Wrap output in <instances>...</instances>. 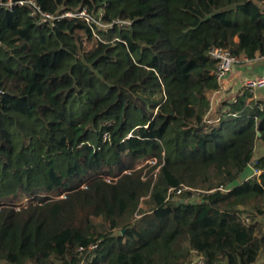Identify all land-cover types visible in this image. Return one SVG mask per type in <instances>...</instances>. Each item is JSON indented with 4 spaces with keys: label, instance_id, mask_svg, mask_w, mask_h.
<instances>
[{
    "label": "trees",
    "instance_id": "1",
    "mask_svg": "<svg viewBox=\"0 0 264 264\" xmlns=\"http://www.w3.org/2000/svg\"><path fill=\"white\" fill-rule=\"evenodd\" d=\"M36 1L130 24L0 5V264H264V102L203 117L210 48L264 56L261 0Z\"/></svg>",
    "mask_w": 264,
    "mask_h": 264
},
{
    "label": "built area",
    "instance_id": "2",
    "mask_svg": "<svg viewBox=\"0 0 264 264\" xmlns=\"http://www.w3.org/2000/svg\"><path fill=\"white\" fill-rule=\"evenodd\" d=\"M0 5L4 6L8 10H12L13 7L19 6L23 7L26 6L29 8V15L35 19V21L39 24L47 23L51 26L55 24L56 21L67 18H81L88 24L95 23L101 27H112L114 24H117L118 26H127L130 24L127 20H121L119 18L113 20L109 24L101 23L100 18L98 20H94L87 10L85 8H82L77 11H63L59 14H53L48 11H45L41 8V6L38 4L36 0H0ZM209 55L211 58L216 60L215 68L212 71L213 76L219 83L231 70L232 68L240 62H247L250 59L246 57L245 55H235L231 53L228 49L223 47H212L209 50ZM264 88V75H260L258 77L248 78L246 79L241 87V92L248 91L253 92L255 90H260ZM211 100V99H210ZM209 100V101H210ZM236 99L234 98L232 102H235ZM106 135V134H105ZM150 162H155V159L149 160ZM252 165V164H251ZM253 168V175L258 176L262 171H264V168ZM189 188L181 185L178 188H169L168 194H174L177 195L181 193L182 191H187ZM175 192V193H173ZM243 221L245 224H249V219L246 216H243ZM95 245H90L89 249L94 248ZM86 249L84 247H77V252H83ZM184 264H224L222 262H208L203 255H201L197 250L193 249L190 251V253L186 256Z\"/></svg>",
    "mask_w": 264,
    "mask_h": 264
},
{
    "label": "crops",
    "instance_id": "3",
    "mask_svg": "<svg viewBox=\"0 0 264 264\" xmlns=\"http://www.w3.org/2000/svg\"><path fill=\"white\" fill-rule=\"evenodd\" d=\"M264 75V56H257L247 62L237 63L232 70L219 82V88L211 93V106L207 113L209 121H214L219 115L227 112L229 101L235 98L237 92L241 93L243 82L248 78ZM254 99L264 102V88L252 92ZM253 168L247 166L241 178L247 179L252 176Z\"/></svg>",
    "mask_w": 264,
    "mask_h": 264
},
{
    "label": "rangeland",
    "instance_id": "4",
    "mask_svg": "<svg viewBox=\"0 0 264 264\" xmlns=\"http://www.w3.org/2000/svg\"><path fill=\"white\" fill-rule=\"evenodd\" d=\"M260 4H261L262 6H264V0H261V1H260ZM83 46H86L85 43H84ZM209 97H211V94L209 95ZM210 106H211V101H209V103H208V104L206 105V107H205V111H204V113H203V117H204V119L207 118L206 116H207V113H208V110H209ZM208 121H209V120H208ZM209 122H210V121H209ZM148 162H150V161L148 160ZM191 199H196V194H193V197H191ZM92 220H93L94 223H100V222H101V218H100V217H93ZM258 262H259V263L264 262V252L261 254V256H260Z\"/></svg>",
    "mask_w": 264,
    "mask_h": 264
}]
</instances>
